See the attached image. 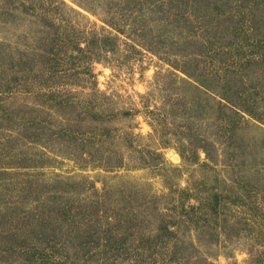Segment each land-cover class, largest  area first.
<instances>
[{
    "label": "rangeland",
    "instance_id": "obj_1",
    "mask_svg": "<svg viewBox=\"0 0 264 264\" xmlns=\"http://www.w3.org/2000/svg\"><path fill=\"white\" fill-rule=\"evenodd\" d=\"M187 1L0 0V264L261 262L264 0Z\"/></svg>",
    "mask_w": 264,
    "mask_h": 264
},
{
    "label": "trees",
    "instance_id": "obj_2",
    "mask_svg": "<svg viewBox=\"0 0 264 264\" xmlns=\"http://www.w3.org/2000/svg\"><path fill=\"white\" fill-rule=\"evenodd\" d=\"M153 1V0H151ZM216 0H193V2H195L196 4V8L200 9V13H203V15L201 16H206L212 12H209V5H211V3H215ZM218 1V0H217ZM145 3L148 4V0H145ZM184 7L180 6V10H183L185 12V4H188L189 1L187 0H183V2H181ZM219 4H221V2L218 1ZM208 5V7H207ZM263 9H264V5H263ZM145 11H152L150 10H145ZM213 11V10H212ZM144 12V11H143ZM180 12V11H179ZM230 12V11H229ZM181 15H177L173 20V26L176 27L178 26L181 21H180ZM174 41V39H172V42ZM183 69L184 73H187V76L190 77V73L187 72V69L181 68V70ZM194 79L202 85V83L197 79V77L194 76ZM227 83V82H226ZM206 91L208 90H212L215 91V94L220 98V100H218V104L221 106V110L220 112H218L217 115V119L220 122V133L224 138L223 143H225V147H226V151L227 153L230 151L231 147L234 145L233 143V138L238 134L241 133L244 130V124H246L248 122V120H245L243 115H241L240 113H246L254 118H256L257 120H259L261 123L264 124V112H262L261 114L263 115H258L256 116V113L252 112V110H248L247 108H245V104H243L244 100H241L239 98H236L235 96H233V92L236 91H230L228 92V90H222L224 88H230L228 86V84L223 85L222 88H220V90H217L215 88H212L211 86H205ZM197 90V88H196ZM222 91V92H221ZM204 95L205 92H204ZM197 98L196 94H193L191 97V100L194 101ZM222 100V101H221ZM253 108L255 106L252 105ZM257 109L259 106H255ZM239 115V117L243 120V122L240 121V119L236 118V116ZM248 126V125H247ZM261 129V128H260ZM262 132H264V130L262 129ZM206 153V156L208 157V153L206 152V150H204ZM235 153L234 147L232 148V150L230 151V155H233ZM243 163V161H241L240 164H227L228 167L230 168H235V167H240L241 164ZM259 260L261 262H256V264H264V257H259Z\"/></svg>",
    "mask_w": 264,
    "mask_h": 264
},
{
    "label": "water",
    "instance_id": "obj_3",
    "mask_svg": "<svg viewBox=\"0 0 264 264\" xmlns=\"http://www.w3.org/2000/svg\"><path fill=\"white\" fill-rule=\"evenodd\" d=\"M169 154H170L171 156H173L174 158H177V157L172 153V151H169Z\"/></svg>",
    "mask_w": 264,
    "mask_h": 264
}]
</instances>
